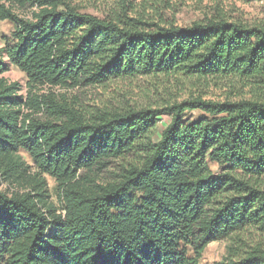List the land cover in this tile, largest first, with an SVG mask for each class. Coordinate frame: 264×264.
Segmentation results:
<instances>
[{"label": "trees", "instance_id": "trees-1", "mask_svg": "<svg viewBox=\"0 0 264 264\" xmlns=\"http://www.w3.org/2000/svg\"><path fill=\"white\" fill-rule=\"evenodd\" d=\"M120 1L112 19L68 0H0V23L15 24L0 48V264H202L217 241L229 243L213 264H264V27L164 25ZM11 65L26 96L3 77ZM160 75L235 77L257 93L88 111L37 92Z\"/></svg>", "mask_w": 264, "mask_h": 264}, {"label": "rangeland", "instance_id": "rangeland-1", "mask_svg": "<svg viewBox=\"0 0 264 264\" xmlns=\"http://www.w3.org/2000/svg\"><path fill=\"white\" fill-rule=\"evenodd\" d=\"M7 1V0H3ZM72 5L83 13H90L101 18L116 19L121 14L122 4L120 0H68ZM129 5L131 16L143 17L149 20L159 21L164 25L175 24L178 26L191 25L196 21L222 17L230 21H238L246 25L264 27V0H126ZM35 9V8H34ZM16 13L20 16L30 18V8L15 6ZM15 28L12 21L0 23V48L11 43V34ZM8 82L21 84L25 96L29 92L27 87V75L15 65L3 74ZM38 93L47 94L53 92L59 98L66 96L70 101L76 102L78 107L94 110L97 107H161L168 103L181 101L189 96L201 95L214 100H239L242 98L252 99L257 91L249 82L238 78H212L207 81L196 79L188 80L167 78L160 76H140L133 78H122L110 81L103 86L76 87V88H50L40 87ZM42 116V114H38ZM171 117L164 115L160 118L152 134V140L158 141L162 131L170 122ZM24 156L33 163L27 153ZM120 163H122L120 161ZM118 167L113 168L115 171ZM211 169L217 172L218 166L211 164ZM104 179H108L111 173H103ZM49 190L51 201L58 207L61 202L58 199L57 182L49 177ZM264 188V178L260 181ZM8 185L3 183L1 189ZM248 237V234L246 235ZM258 240V238H257ZM255 242V239H250ZM229 241L212 242L206 248L200 262L202 264H213L226 257Z\"/></svg>", "mask_w": 264, "mask_h": 264}]
</instances>
